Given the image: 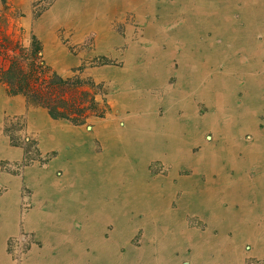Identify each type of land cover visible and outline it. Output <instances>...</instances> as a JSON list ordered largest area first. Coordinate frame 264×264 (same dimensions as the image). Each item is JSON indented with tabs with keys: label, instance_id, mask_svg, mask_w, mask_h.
I'll use <instances>...</instances> for the list:
<instances>
[{
	"label": "rangeland",
	"instance_id": "1",
	"mask_svg": "<svg viewBox=\"0 0 264 264\" xmlns=\"http://www.w3.org/2000/svg\"><path fill=\"white\" fill-rule=\"evenodd\" d=\"M159 2L152 1L154 16L145 19L133 14L131 7L119 14L115 5L108 11L113 16L104 24L107 28H102L93 6L96 0H0V43L8 46L7 55L0 56L1 64L2 60L8 62V56L22 58L36 42L39 60L48 69L46 76L71 81L70 86L94 114L78 126L54 119L46 109L28 104L22 95H11L0 82L8 99L0 111V264H166L161 261L165 250L159 247L160 233L151 232L152 236L146 231L155 222L142 223L147 185L157 187L150 196L169 195V206L183 200L185 205L197 207L189 193L164 194L163 186L171 182L195 187L202 194L208 180L217 178L213 170L231 174L241 169L252 173L256 167L264 170V104L258 106L254 121H248L255 128L249 126L244 133L239 124L240 108L248 105L244 102L247 95L264 96V5L258 2L244 13L245 20L256 18L252 24L258 26L252 37L235 39L230 28L217 29L221 24H212L208 16L168 17L162 23ZM240 5L236 2V7ZM80 14L83 20L77 21ZM242 16L234 10L226 18L245 31ZM148 24L154 27L151 47L159 53L172 52L165 61L164 82L179 95L189 94L182 106H170L173 97L162 86L142 83L161 74L151 72L154 75L149 76L156 59L146 53ZM191 29L197 32L194 41L188 37ZM158 30L167 31L170 37L174 32L182 34L192 45L184 48L178 38L160 46L153 38ZM204 52L212 53L213 62L206 63L204 70L194 63L199 76L176 87L183 64L187 62L185 67L190 68L191 60L204 61ZM173 125L176 129H169ZM146 134L154 138L145 140L151 148L174 141L177 150L160 156L152 150L151 154L141 153L140 146V152H133V146L140 143L138 136ZM75 143L80 144L79 151L70 149ZM128 148L136 160L126 159ZM244 160L245 167L241 165ZM102 170L117 173L118 191H104V198L94 192L95 199L85 191L83 179ZM80 171L83 175H78ZM9 180L18 188L13 224ZM257 185V205L264 209V177ZM208 193L197 203L211 210L215 193ZM84 202L88 211L92 208L94 218L101 215L115 224L104 223L103 236L90 229L89 215H79ZM212 212L216 213V207ZM195 214L182 215L184 228L197 236L193 244L181 246L175 256L177 264H264L251 239H237L231 231L227 234L230 247H226L218 226H222L221 217L213 227L214 218L208 211ZM127 226L128 232L123 233ZM100 239L108 251L101 248Z\"/></svg>",
	"mask_w": 264,
	"mask_h": 264
},
{
	"label": "crops",
	"instance_id": "2",
	"mask_svg": "<svg viewBox=\"0 0 264 264\" xmlns=\"http://www.w3.org/2000/svg\"><path fill=\"white\" fill-rule=\"evenodd\" d=\"M152 1L154 0H96V3L93 5L99 12L98 17V25L102 26V28H107L108 25H104L106 22H109L108 19H110L108 14V11L113 9V7L116 5L119 10V14L121 11L132 8V13L137 14L141 19H145V17L154 16V8L152 6ZM159 7H160V17L162 19V23L166 20L168 17H193V16H208L211 17V23L216 24L220 23L221 25L217 27V29L221 28L223 32L225 29L230 28L231 34L235 35L236 38L245 39L248 38V36L253 35L254 30L253 28L257 27L258 25L252 24L255 21V17H247V20H245L244 13L246 11H250L258 2H261L262 5H264V0H159ZM105 2V3H104ZM236 2H239L241 5L239 7H236ZM77 5H74L75 7ZM104 7V11L102 9ZM110 7V9H109ZM79 8V7H78ZM78 8H75L77 10ZM234 10H238V13L243 15L240 22L243 24L245 22V31L241 29V26H239L230 20L226 18V16L231 15ZM103 11V12H102ZM107 15V16H104ZM113 16V15H112ZM83 15L80 14V16H76L77 21L83 20ZM219 18H222L220 21ZM112 21V20H111ZM252 24L253 26H250ZM215 26V25H212ZM154 27L150 24L145 28V41L148 47V50H146L147 56L149 58L156 59V62H153L149 76H153L151 72H158L161 74H155L154 77L146 78L142 81L144 85H159L162 86L167 96L171 95L173 97V101L170 102V106H173L177 103V105L183 104V99L185 95L189 94H183V92L179 95L177 93V89L175 88H167L164 82V74L168 72V69L166 68L165 61L166 59L172 57V52L169 50L167 53H159L158 51H155L151 47V41H152V35L151 32L153 31ZM192 30V29H191ZM174 37H170V35H167V31L163 32V34L158 30V34L156 37L153 38L157 39L156 41H160V46H162V43L164 44L165 41L172 42L170 40H177L180 38L179 41L184 48L191 47L188 39H183L184 36L179 33H173ZM191 35L188 37L190 40L194 41L195 37L197 36V32L195 30H192L190 32ZM245 37V38H244ZM193 38V39H192ZM182 41V42H181ZM188 41V42H187ZM230 41V40H229ZM246 41V40H244ZM183 42H187L186 44H182ZM168 43V42H167ZM247 43H250L247 41ZM259 55V52H257ZM212 54V53H211ZM211 54L204 52L202 53L204 61L199 62V58L196 60H191L192 63L190 68H186L184 63L181 67L180 76H177V86H181L183 84L184 80H194V76L198 74L197 72H194V63H198L202 69L204 70L205 64L208 62H213L211 59ZM256 54V53H255ZM201 57V56H200ZM166 66V67H165ZM166 68V69H165ZM160 69V70H159ZM195 73V74H194ZM204 74V72H202ZM186 75V76H183ZM178 94V95H177ZM188 97V96H187ZM185 100V99H184ZM8 99L6 98V95L3 91V89L0 88V111L2 113V102L3 104H7ZM248 101V105L245 103L240 108V121L239 124L243 128L242 132H246L247 127L252 126V124H248V121L252 119L254 113L258 111V106H263L264 104V96H258V95H247V98L244 99V102ZM10 102V101H9ZM168 104V102H167ZM19 106H16L14 108H10V111H14ZM187 108V107H186ZM189 111V110H185ZM254 121L253 119L251 122ZM249 122V123H251ZM242 123V124H241ZM224 128H229L226 126L225 122L221 123ZM252 128H255L252 126ZM171 130L176 129L175 125H173L172 128H169ZM149 131V129H147ZM256 133V131H254ZM159 135V132H158ZM144 137V138H143ZM159 137V136H157ZM156 138V137H155ZM146 139H150L153 141L154 138L150 137V134H146L143 136H138L137 141L140 142L138 144H135L132 148L133 152H140L146 151L151 154H161L163 152L169 151L170 153H173L177 150V143L176 142H170V143H157L158 145L154 148H151L147 142H145ZM261 139V138H260ZM264 140V138H262ZM142 142V143H141ZM257 144H261L259 142H256ZM74 148H70L72 150L77 149L79 151L80 144L75 143ZM253 145V144H252ZM141 146V150L138 149ZM145 147V149L143 148ZM70 150V151H72ZM152 150V151H151ZM68 151V155H72V153ZM129 148L126 150V159L136 160L134 158L133 153H129ZM128 156V157H127ZM125 158V157H124ZM245 167L247 164V161L245 160L241 164ZM216 172L217 178L208 180L206 186H208L207 190L204 191L202 194H198V192L194 191L195 187H185L182 185L175 184L173 186L170 183H166L163 186V192L166 193H175L178 190H181L183 192L189 193L191 200H195L197 207H195V204L192 206L185 205L183 200L176 203L174 206H169V203L171 201H168L170 196L163 197L165 195L160 196H150V192L152 190L157 189V187L153 186L150 187V184L145 187L147 193L144 194L145 200V212H144V220L142 221L143 225L150 224L152 222H155V224L152 227H148L146 229L147 233L153 234L151 232L160 233L161 237H159L160 244L159 247L161 249L165 250V255L162 257L161 261L163 259L165 260L166 264H177L178 259H176V255L178 251H180L182 248L181 246L185 244H193V240L196 239L197 233L191 232L188 229L184 228L181 222L182 215L189 213L191 215H197L195 213H200L203 211H208L210 215H212V218H214V222H212L213 227H215V223L222 222V226H220V234L223 239H226L227 245L226 247H230V238L227 236L229 232H233L235 236H237V239L248 241L251 239L254 243V248H256L257 255L260 257H264V209L258 208V199L256 196L257 188H258V182L261 178L264 177V170H262V167H256L254 171H249L248 169L244 170H237L233 174L223 172V171H217L213 170L212 172ZM100 174L94 175H84V177H87L84 180L86 183L85 185V191L89 192V196H93L95 199L97 196L92 195V193H98V196L100 198H104L103 192H112V191H118V187L116 183L117 180L115 178H118L116 175L117 173L115 171H100ZM214 172V173H215ZM78 175H83V172H77ZM115 173V174H114ZM13 180H9L8 182H11ZM147 180H144L146 182ZM103 183V185H97L96 183ZM143 182V183H144ZM12 184L7 187V190L9 191L12 200H10L11 204V224L14 223V218H16V214L14 212V208L16 207V196H17V185L16 183L11 182ZM6 184V183H5ZM0 187H2V177L0 178ZM125 188V187H124ZM128 188V187H127ZM214 192L215 193V199L212 200L213 203L210 208H204L202 205L203 203H197L200 199L201 195H209L208 192ZM85 193V192H84ZM86 194V193H85ZM88 194V193H87ZM82 197V196H78ZM84 197V196H83ZM82 197V198H83ZM87 198V195H85ZM156 198L161 200H156ZM6 200V199H5ZM2 200H0V207H2ZM207 203V202H206ZM91 206V205H90ZM216 207V213L212 212V208ZM203 208V209H202ZM89 207H87L86 202H84V206H82V210L80 212V216H83L84 218L89 215L91 219L89 220L91 225V230H94L96 234L103 236V229L102 225L104 223H111L112 226L115 225L108 217L102 218L101 215L98 216L96 219L94 217L95 214L92 212V208L90 207V211H88ZM96 211V209H95ZM194 212V213H193ZM1 213V212H0ZM221 217L222 221L218 222L215 221V219ZM157 220L159 222H157ZM13 221V222H12ZM88 222V223H89ZM131 225V223H129ZM93 226V227H92ZM128 227V226H127ZM222 227V229H221ZM130 227L126 228V230L123 233L128 232ZM89 229V230H90ZM160 231V232H159ZM114 236H112L113 238ZM102 239V238H101ZM100 239V240H101ZM112 240V239H111ZM117 241L113 244L116 245ZM101 248H104V251H108L109 247L108 245L104 244L101 240ZM152 246V245H151ZM193 246V245H192ZM2 247V218H0V248ZM151 248V247H150ZM150 248H148V252H150L149 256L152 253V250L150 251ZM1 253V249H0ZM148 255V254H147Z\"/></svg>",
	"mask_w": 264,
	"mask_h": 264
},
{
	"label": "trees",
	"instance_id": "3",
	"mask_svg": "<svg viewBox=\"0 0 264 264\" xmlns=\"http://www.w3.org/2000/svg\"><path fill=\"white\" fill-rule=\"evenodd\" d=\"M2 34L0 27V36ZM2 40L8 39L3 37ZM31 46L22 58L8 56V62H0V82L5 84L11 95H22L28 104L46 109L52 118L67 120L76 126L83 125L94 114L77 96L80 93L70 86L71 81L61 80L55 75L46 76L48 69L39 60V47L34 41ZM7 51L8 46L0 43V56H6ZM91 102L93 104V100Z\"/></svg>",
	"mask_w": 264,
	"mask_h": 264
}]
</instances>
